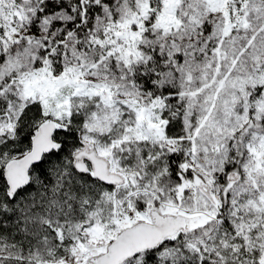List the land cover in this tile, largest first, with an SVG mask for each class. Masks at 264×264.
<instances>
[{
  "label": "snow or ice",
  "instance_id": "6c2138e0",
  "mask_svg": "<svg viewBox=\"0 0 264 264\" xmlns=\"http://www.w3.org/2000/svg\"><path fill=\"white\" fill-rule=\"evenodd\" d=\"M0 264H264V0H0Z\"/></svg>",
  "mask_w": 264,
  "mask_h": 264
}]
</instances>
